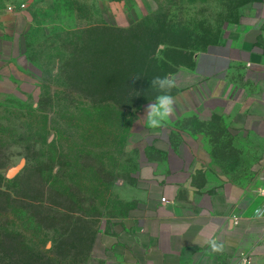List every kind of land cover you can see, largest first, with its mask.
Listing matches in <instances>:
<instances>
[{
    "label": "rangeland",
    "instance_id": "rangeland-1",
    "mask_svg": "<svg viewBox=\"0 0 264 264\" xmlns=\"http://www.w3.org/2000/svg\"><path fill=\"white\" fill-rule=\"evenodd\" d=\"M47 1L34 9L26 36L32 61L21 84L0 90V190L16 196L19 206L7 213L0 201V234L16 226L26 245H39L59 264H106L101 235L143 206L141 149L129 136L160 94L152 79L167 77L169 67L142 72L131 59L104 57L99 64L90 53L88 71L75 61L74 71L64 72L68 30L112 24L117 2L129 11L138 5L144 16L155 10L147 12V0ZM261 2L152 1L197 47L228 39ZM22 161L23 169L8 178Z\"/></svg>",
    "mask_w": 264,
    "mask_h": 264
},
{
    "label": "crops",
    "instance_id": "crops-1",
    "mask_svg": "<svg viewBox=\"0 0 264 264\" xmlns=\"http://www.w3.org/2000/svg\"><path fill=\"white\" fill-rule=\"evenodd\" d=\"M38 1L0 0V90L18 87L30 65ZM147 1V12L156 10ZM135 6L113 4L112 25L143 19ZM238 27L205 50L165 56L175 114L161 129L142 119L130 133L145 199L101 235L106 264H239L244 256L264 264V217L255 215L264 208V0ZM212 239L222 252L211 251Z\"/></svg>",
    "mask_w": 264,
    "mask_h": 264
},
{
    "label": "trees",
    "instance_id": "trees-1",
    "mask_svg": "<svg viewBox=\"0 0 264 264\" xmlns=\"http://www.w3.org/2000/svg\"><path fill=\"white\" fill-rule=\"evenodd\" d=\"M44 4L49 3L47 0H41L30 6L34 21L36 18L34 9ZM159 9L125 28L102 23L68 30L66 42L63 44L66 53L64 60L61 58L64 62V72L74 71L73 63L75 61L83 64V71H88L93 55L97 57L99 64H102L101 59L104 57H116L118 60L131 59L135 64L140 65L142 72L164 64L169 67V72L166 75L168 76L174 70L173 66L165 60V56L169 52L205 50L217 44L207 43L200 47L191 46L185 39L187 30L182 29L179 25L175 26L169 14L163 13L161 8ZM136 31L140 34L133 38L132 33ZM191 35L193 36L192 33ZM153 41H155L154 44L148 43ZM30 60L32 61L31 58ZM0 201L4 203L7 213L17 212L19 207L17 198L10 191L0 190ZM16 228V226L10 227L9 231L6 229L0 234V264H59L55 258L57 256L43 253L39 245H26L24 236L18 233Z\"/></svg>",
    "mask_w": 264,
    "mask_h": 264
},
{
    "label": "clouds",
    "instance_id": "clouds-1",
    "mask_svg": "<svg viewBox=\"0 0 264 264\" xmlns=\"http://www.w3.org/2000/svg\"><path fill=\"white\" fill-rule=\"evenodd\" d=\"M151 87L159 91L155 102L150 103L145 109L146 116L143 118L150 129H161L164 124L175 114V98L170 94L175 83L168 77H155L151 81ZM255 215L264 217V208H256ZM209 247L213 253L224 250V244L215 239L210 240Z\"/></svg>",
    "mask_w": 264,
    "mask_h": 264
},
{
    "label": "built area",
    "instance_id": "built-area-1",
    "mask_svg": "<svg viewBox=\"0 0 264 264\" xmlns=\"http://www.w3.org/2000/svg\"><path fill=\"white\" fill-rule=\"evenodd\" d=\"M21 7L23 8V7H25V5L22 4ZM259 193L264 197V185L259 190ZM239 264H253V260L250 256H244L241 258V261Z\"/></svg>",
    "mask_w": 264,
    "mask_h": 264
},
{
    "label": "water",
    "instance_id": "water-1",
    "mask_svg": "<svg viewBox=\"0 0 264 264\" xmlns=\"http://www.w3.org/2000/svg\"><path fill=\"white\" fill-rule=\"evenodd\" d=\"M25 161H22L18 166L14 167L8 172V178H13L15 177L24 167Z\"/></svg>",
    "mask_w": 264,
    "mask_h": 264
}]
</instances>
